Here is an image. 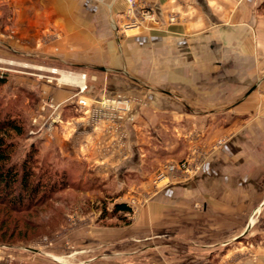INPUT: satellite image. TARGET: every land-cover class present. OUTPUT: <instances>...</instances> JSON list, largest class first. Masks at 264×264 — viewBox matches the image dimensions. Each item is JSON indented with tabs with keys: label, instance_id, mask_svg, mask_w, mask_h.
<instances>
[{
	"label": "crops",
	"instance_id": "1",
	"mask_svg": "<svg viewBox=\"0 0 264 264\" xmlns=\"http://www.w3.org/2000/svg\"><path fill=\"white\" fill-rule=\"evenodd\" d=\"M133 1L150 8L154 21L139 16L136 27L125 29L128 0H0V29L12 31L0 41L14 54L77 68L73 87L32 82L36 105L42 100L60 106L58 113L49 114L55 119L50 132L33 131L34 145L44 143L62 161H76L88 172L114 175L118 188L136 186L147 194L152 187L149 148L156 137L163 139L166 127L175 130L173 142L178 143L184 129L199 124L213 135L219 126L228 139L216 155L194 179L151 194L133 224L156 221V205L182 201L174 189L192 184L203 185L211 201L213 190L226 189L218 202L231 205L242 175L264 172V86L256 84L264 73L260 0ZM75 93L89 102L103 95H136L130 111L113 123L122 137L106 124L92 128L73 101ZM132 175L139 178L136 183L128 182ZM192 221L196 225L197 219ZM138 227L102 237L109 238L110 253L108 261L98 264H146L148 246L138 240L145 231L143 224ZM209 240L205 252L221 251L213 250ZM238 260L232 264H241Z\"/></svg>",
	"mask_w": 264,
	"mask_h": 264
},
{
	"label": "rangeland",
	"instance_id": "2",
	"mask_svg": "<svg viewBox=\"0 0 264 264\" xmlns=\"http://www.w3.org/2000/svg\"><path fill=\"white\" fill-rule=\"evenodd\" d=\"M258 9L264 16V0H260ZM11 32L0 29V39L12 35ZM13 54L11 47L1 40L0 108L4 113L18 116L24 125L23 135L13 139L12 161L18 162L28 150L36 147L33 131L40 127L50 132L55 119H49V114L58 113L60 109L59 104L53 107L50 102L41 103L42 100L41 104L36 105L39 98L31 87L32 82L51 81L56 86L73 87L77 84L73 73L77 68L64 63L51 65L47 58L35 57L33 54ZM256 84L264 86V73ZM76 94L73 101L78 106L79 98ZM117 95H103L92 102L83 98L87 105L79 106L81 113L87 115L88 124L92 128L101 125L106 127V124L114 128L112 131L115 130L119 139L122 137L120 126L107 120L108 109L102 106L105 99L112 100ZM120 96L131 100L128 110L118 106L122 109L115 111L123 118L138 98L133 94ZM168 128L166 127L163 139L156 137V143L149 148L153 164L149 168L152 171L149 173L152 187L147 194L136 186L116 187L113 183L114 175L88 172L86 167L76 161H62L44 143L37 147L40 156L46 158L41 160L43 165L46 164L45 161L51 160V167L54 165L58 169H66L70 186L35 212L19 215L22 222L20 221L14 237L11 240H0V264L103 263L109 259L111 244L109 238L103 240L102 237H108L115 230L137 231L142 224L146 233L143 232L138 240L148 246L144 253L146 264H232L236 259L241 264H264V172L243 174L240 182L236 183L237 193L229 199L234 202L231 205L218 202L223 192L228 193L226 189L213 190L214 198L211 201L209 191L203 185L197 184L195 188L192 184L186 189H174L176 196H181L182 201L156 205V221L133 224L138 208L147 202L151 194L176 181L194 179L204 163L211 160L228 139L220 135L222 127H214L212 135L205 133V128L197 124L182 130L184 134L180 135V142L177 143L173 142V138H177L175 130ZM181 162L189 166L188 173H170L166 170L169 164ZM261 169L264 170V166ZM161 175L163 176L160 177ZM138 179L132 175L128 182L136 183ZM121 180L125 181L124 175ZM168 191L173 194L172 189ZM115 203H125L131 208V212L119 211L113 214ZM193 219H197L196 225ZM23 221L28 226H23ZM190 230L194 233H189ZM211 230L212 236L209 234ZM211 238L213 250L219 247L221 251L215 250L209 254L204 251L203 245ZM99 241H102L101 245ZM227 250L229 253H226Z\"/></svg>",
	"mask_w": 264,
	"mask_h": 264
},
{
	"label": "trees",
	"instance_id": "3",
	"mask_svg": "<svg viewBox=\"0 0 264 264\" xmlns=\"http://www.w3.org/2000/svg\"><path fill=\"white\" fill-rule=\"evenodd\" d=\"M23 133L20 118L4 113L0 108L1 241L14 237L21 221L19 215L35 212L70 186L66 169L52 165L51 171V160L43 165L41 160L46 158L40 156L37 147L28 150L18 162L12 161L13 139ZM119 211L130 213L131 208L125 203H115L112 212ZM22 225L28 226V223L23 221Z\"/></svg>",
	"mask_w": 264,
	"mask_h": 264
},
{
	"label": "built area",
	"instance_id": "4",
	"mask_svg": "<svg viewBox=\"0 0 264 264\" xmlns=\"http://www.w3.org/2000/svg\"><path fill=\"white\" fill-rule=\"evenodd\" d=\"M93 1L103 2L105 0H93ZM127 13H128L127 14L128 20H127V23L124 24L125 29L136 27L138 24V20H139L138 17L139 16L142 18H146L150 21H154V15H153L152 11L150 10V8H148L145 5L137 6L136 2L133 0H128ZM83 77H84V75H82V78ZM84 88H85V86L80 88V91L84 90ZM130 102H131L130 99L125 98V97L120 96V95H117L112 100L105 99V101L102 103V106L104 108L108 109L109 114L107 113V115H106L107 120H111L112 122L120 120L122 118L121 114L117 115L115 113V111L117 109H122L118 106H123L125 108V110H128L129 106H130ZM78 105L86 106L87 103L85 102V100L83 98H79L78 99ZM166 170L169 171L170 173L171 172L172 173H176V172L188 173V171H190V168H189V166H187L186 163L181 162L178 164H169ZM162 176L163 175H161L160 177H162Z\"/></svg>",
	"mask_w": 264,
	"mask_h": 264
},
{
	"label": "bare ground",
	"instance_id": "5",
	"mask_svg": "<svg viewBox=\"0 0 264 264\" xmlns=\"http://www.w3.org/2000/svg\"><path fill=\"white\" fill-rule=\"evenodd\" d=\"M64 78V77H63ZM67 81V80H66Z\"/></svg>",
	"mask_w": 264,
	"mask_h": 264
}]
</instances>
